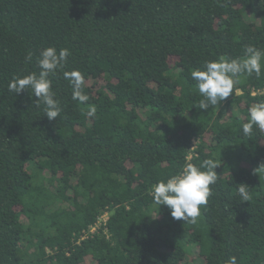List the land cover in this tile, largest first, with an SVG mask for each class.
<instances>
[{"label":"trees","instance_id":"16d2710c","mask_svg":"<svg viewBox=\"0 0 264 264\" xmlns=\"http://www.w3.org/2000/svg\"><path fill=\"white\" fill-rule=\"evenodd\" d=\"M247 46L264 51V0H0V264H264V130H242L264 101V59L206 110L191 77ZM47 47L70 52L48 77L51 121L8 87L39 74ZM206 159L207 204L194 224L172 218L154 186Z\"/></svg>","mask_w":264,"mask_h":264},{"label":"clouds","instance_id":"9594fccd","mask_svg":"<svg viewBox=\"0 0 264 264\" xmlns=\"http://www.w3.org/2000/svg\"><path fill=\"white\" fill-rule=\"evenodd\" d=\"M243 58L221 57L218 60L206 61L203 70L196 69L191 72V77L196 81V86L203 99L199 102L202 110L217 106L233 93L234 78L242 73L257 76L261 74V61L264 59V51L254 47L245 48ZM70 55L68 49L47 47L41 51L38 59L40 72L28 74L22 78L14 77L9 83V91L19 94L30 89L36 97L35 104L39 107L44 105L45 116L51 121L55 120L61 113L60 103L54 98L51 90L50 74L62 67ZM29 53L25 59L31 60ZM64 78L72 86V99L80 103L88 101V95L82 91L84 76L78 70L64 72ZM96 107L89 105L86 116L92 118L96 115ZM249 121L242 125L244 135L250 136L254 126L264 130V101L257 102L249 108ZM218 164L212 159L204 160L199 166L187 163L181 172L172 175L166 181L158 182L153 190L154 202L166 205L170 215L176 220L196 223L200 216V206L208 202L212 195L211 185L216 183L217 173L215 169ZM255 173L264 172V164L254 169ZM243 201H248L250 195L245 185L238 189ZM228 264H236V257H231Z\"/></svg>","mask_w":264,"mask_h":264},{"label":"rangeland","instance_id":"374dc122","mask_svg":"<svg viewBox=\"0 0 264 264\" xmlns=\"http://www.w3.org/2000/svg\"><path fill=\"white\" fill-rule=\"evenodd\" d=\"M198 259L194 254H190V257H188L187 263L186 264H195L197 263Z\"/></svg>","mask_w":264,"mask_h":264},{"label":"built area","instance_id":"2783aa9c","mask_svg":"<svg viewBox=\"0 0 264 264\" xmlns=\"http://www.w3.org/2000/svg\"><path fill=\"white\" fill-rule=\"evenodd\" d=\"M106 218H107V214H104V215L101 217L100 221H105ZM99 225H100V224H99ZM99 225H98V226H99ZM95 227H96V226H95ZM94 229H95V228H92L91 231H94Z\"/></svg>","mask_w":264,"mask_h":264}]
</instances>
